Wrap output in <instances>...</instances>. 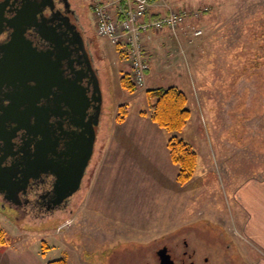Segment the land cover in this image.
Instances as JSON below:
<instances>
[{"label": "rangeland", "instance_id": "1", "mask_svg": "<svg viewBox=\"0 0 264 264\" xmlns=\"http://www.w3.org/2000/svg\"><path fill=\"white\" fill-rule=\"evenodd\" d=\"M66 1L84 35L93 40L90 50L103 97L95 154L66 212L51 218L20 217L0 204V227L7 238L0 247V264L57 259L130 264L133 254L152 253L164 243L177 256L181 252L173 241H190L192 231L203 230L221 237L218 229L225 233L236 264H255L256 253L243 241L231 213L236 209L232 194L243 175L264 173V0H157L149 8L150 13L184 15L175 32H148L138 39L150 67L147 81L175 86L188 97L190 118L178 137L196 152L197 167L183 186L175 181L176 171L165 168L162 150L149 158L156 170L117 161L129 160L118 152L117 136H146L154 130L167 135L156 125L148 130L139 124L137 129L139 112L148 110L146 88L133 83V96L119 89V75L131 73L126 51L119 53L124 45L114 46L95 34L94 8L101 5L113 12L117 0ZM194 31L201 33L194 37ZM121 105H127V116L118 122ZM203 153L209 160L215 156L216 169L205 167ZM116 161L120 166H113ZM214 249L217 255L223 248L216 241Z\"/></svg>", "mask_w": 264, "mask_h": 264}, {"label": "flooded vegetation", "instance_id": "2", "mask_svg": "<svg viewBox=\"0 0 264 264\" xmlns=\"http://www.w3.org/2000/svg\"><path fill=\"white\" fill-rule=\"evenodd\" d=\"M66 2L0 0V204L20 217L66 212L95 154L102 105L99 113L97 104L85 111L84 100V77L94 74L101 89L93 40ZM84 164L78 188L70 193ZM199 232L192 231L190 241H173L177 256L164 243L152 253L133 254L130 264H160L162 250L173 264H236L224 232ZM216 241L223 249L214 255Z\"/></svg>", "mask_w": 264, "mask_h": 264}, {"label": "crops", "instance_id": "3", "mask_svg": "<svg viewBox=\"0 0 264 264\" xmlns=\"http://www.w3.org/2000/svg\"><path fill=\"white\" fill-rule=\"evenodd\" d=\"M153 14H161L151 10ZM164 14V13H163ZM160 33V32H158ZM161 40V39H159ZM164 41V40H163ZM164 43V42H163ZM163 43L160 45L162 46ZM153 47H156L153 45ZM150 69V67H149ZM125 72H129L128 70ZM149 76V72L146 77V89H151L150 86L153 88H157V81L154 83L147 78ZM119 78L118 77V85H119ZM119 89L122 91L123 89L119 85ZM179 89V88H178ZM181 90V89H180ZM184 92V91H183ZM112 93V91H111ZM137 92L132 94L131 96L135 95ZM188 98V97H187ZM140 116V114H138ZM128 119V118H127ZM138 119V118H137ZM139 130V124L142 125L140 128L150 130L152 127L155 126L149 117L140 116L139 120L136 121ZM158 130H154V134L152 135H127L125 133L116 137V142L118 147L120 148L118 152L122 154L125 158L129 160L119 161L121 165L129 166L130 162H134V166L140 169H147L148 167H153L152 169L156 170L158 167L154 163L153 160H149L152 153H158L162 150L163 152V163L166 169L170 171H176V168L170 162L168 151L166 149V141L168 139V134H158ZM157 136V141L156 137ZM159 142V143H158ZM122 149V150H121ZM150 154V156H148ZM206 155L205 167L210 170L216 169V158L213 155L207 159L208 153H203ZM135 159V160H134ZM220 159V158H219ZM227 160V158L223 155V160ZM123 160V159H121ZM115 163V166H120ZM161 168V167H159ZM164 169V168H161ZM225 169V168H224ZM220 170V169H219ZM169 172V171H168ZM195 174V173H194ZM264 174L259 172L258 170L248 174L247 176L243 175V178L240 179L238 183V188L233 191L232 200L236 203L235 212L231 215L234 219L239 223V232L243 241L250 245L251 248L255 251L256 255L255 264H264ZM176 176V175H175ZM247 257H250L249 251L245 253ZM40 264H43L40 262ZM249 264V263H247Z\"/></svg>", "mask_w": 264, "mask_h": 264}, {"label": "trees", "instance_id": "4", "mask_svg": "<svg viewBox=\"0 0 264 264\" xmlns=\"http://www.w3.org/2000/svg\"><path fill=\"white\" fill-rule=\"evenodd\" d=\"M157 0H149L150 4ZM124 8V3L119 0V10ZM164 14L146 15L144 20L150 21L163 17ZM124 52V51H119ZM128 55V53H126ZM144 55V52H142ZM145 56V55H144ZM143 56V57H144ZM144 62L146 60L144 58ZM149 68L145 74L147 75ZM120 87L128 94H134L136 88L133 85L131 73H124L119 78ZM145 97L148 101V110L140 111V116H148L150 121L158 128L168 134L166 141V149L172 165L176 168V183L178 185H185L194 176L197 167V154L192 147L183 139L178 137V134L183 130L190 118V110L187 103L188 98L186 94L175 86L157 87L146 89ZM127 116V105L119 106L117 121H124ZM7 244V238L4 231L0 227V247ZM46 264H67L64 259H57L49 261Z\"/></svg>", "mask_w": 264, "mask_h": 264}, {"label": "built area", "instance_id": "5", "mask_svg": "<svg viewBox=\"0 0 264 264\" xmlns=\"http://www.w3.org/2000/svg\"><path fill=\"white\" fill-rule=\"evenodd\" d=\"M124 8L113 14L99 5L94 8L96 35L106 38L111 44H122L128 48V58L131 63V76L134 85L142 88L145 80L147 65L144 62L138 39L150 31L164 29L175 32L184 20L179 12H170L159 19L145 21L150 8L149 0H121ZM200 31L193 33L200 35Z\"/></svg>", "mask_w": 264, "mask_h": 264}, {"label": "water", "instance_id": "6", "mask_svg": "<svg viewBox=\"0 0 264 264\" xmlns=\"http://www.w3.org/2000/svg\"><path fill=\"white\" fill-rule=\"evenodd\" d=\"M64 1L66 2V0H64ZM66 5H68L67 2H66ZM66 19L68 20V18H66ZM73 28H74V26H73ZM84 80H85V84H86L85 85L86 86L85 89L89 93V96H88V93L85 92V96H84L85 97L84 100H85V103H86L85 111L87 109H90V107H92L93 104H97V111L99 113L100 109H101L100 107L103 104V99H102L101 90L99 89V86H98V80H97V78H96V76L94 74H92V79H90V76L88 75V76L84 77ZM91 81H92V83H91ZM91 84H92V87L94 85V89H92ZM81 94L83 95V93H81ZM71 95H76V94L71 93ZM97 117H98V114H97ZM96 124L97 123H95V125ZM89 129L92 132V127H90V125H89ZM92 141H93L92 140V134H90V138H89V141H88L89 142V147H88V154L89 155L91 153ZM88 158H89V156H88ZM84 166H85V164L81 167L80 172L78 174V177L75 180L76 181V187L74 186L71 189L70 193L76 191V189L78 188L77 185L79 184L80 178H81V176L83 174V171H84L83 168H85ZM160 264H173L172 261L170 260L169 256L167 254H165L164 250H162V254L160 256Z\"/></svg>", "mask_w": 264, "mask_h": 264}]
</instances>
